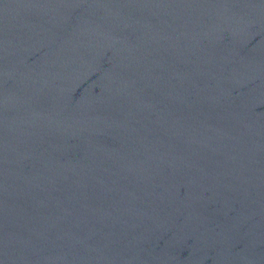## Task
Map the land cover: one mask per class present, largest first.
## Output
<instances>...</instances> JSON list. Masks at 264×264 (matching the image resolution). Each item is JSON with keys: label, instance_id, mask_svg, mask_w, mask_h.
<instances>
[{"label": "water", "instance_id": "water-1", "mask_svg": "<svg viewBox=\"0 0 264 264\" xmlns=\"http://www.w3.org/2000/svg\"><path fill=\"white\" fill-rule=\"evenodd\" d=\"M0 264H264V0H0Z\"/></svg>", "mask_w": 264, "mask_h": 264}]
</instances>
